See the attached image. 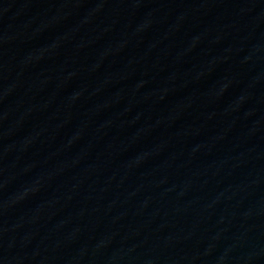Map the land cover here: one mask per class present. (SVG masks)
Here are the masks:
<instances>
[{
	"label": "water",
	"instance_id": "obj_1",
	"mask_svg": "<svg viewBox=\"0 0 264 264\" xmlns=\"http://www.w3.org/2000/svg\"><path fill=\"white\" fill-rule=\"evenodd\" d=\"M0 264H264V0H0Z\"/></svg>",
	"mask_w": 264,
	"mask_h": 264
}]
</instances>
